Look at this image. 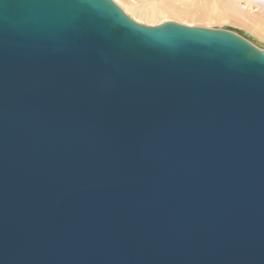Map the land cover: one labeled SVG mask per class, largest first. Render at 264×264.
Masks as SVG:
<instances>
[{"label": "water", "instance_id": "obj_1", "mask_svg": "<svg viewBox=\"0 0 264 264\" xmlns=\"http://www.w3.org/2000/svg\"><path fill=\"white\" fill-rule=\"evenodd\" d=\"M252 41L0 0V264H264Z\"/></svg>", "mask_w": 264, "mask_h": 264}, {"label": "rangeland", "instance_id": "obj_2", "mask_svg": "<svg viewBox=\"0 0 264 264\" xmlns=\"http://www.w3.org/2000/svg\"><path fill=\"white\" fill-rule=\"evenodd\" d=\"M119 6H128L134 0H114ZM161 9L151 22L140 23L158 26L177 22L188 26L224 28L225 26L249 29L264 40V0H158ZM120 6V7H122ZM132 18V17H131ZM133 19V18H132ZM137 22V21H136ZM232 23V24H231Z\"/></svg>", "mask_w": 264, "mask_h": 264}, {"label": "bare ground", "instance_id": "obj_3", "mask_svg": "<svg viewBox=\"0 0 264 264\" xmlns=\"http://www.w3.org/2000/svg\"><path fill=\"white\" fill-rule=\"evenodd\" d=\"M133 2L135 3H131L127 7L122 5L120 6H122L121 8L126 12L127 15L132 17L138 23L144 24L146 22H151L157 12L165 7V5L161 6L158 0H134ZM236 28L243 29L253 35L256 38V42H252L258 47L260 45L264 47V40L257 36L256 33L254 34L249 29L243 28L241 26Z\"/></svg>", "mask_w": 264, "mask_h": 264}, {"label": "snow or ice", "instance_id": "obj_4", "mask_svg": "<svg viewBox=\"0 0 264 264\" xmlns=\"http://www.w3.org/2000/svg\"><path fill=\"white\" fill-rule=\"evenodd\" d=\"M117 2H118V0H117Z\"/></svg>", "mask_w": 264, "mask_h": 264}]
</instances>
